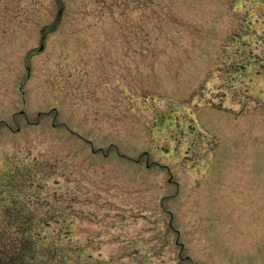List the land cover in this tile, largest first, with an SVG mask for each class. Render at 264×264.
Returning a JSON list of instances; mask_svg holds the SVG:
<instances>
[{
    "label": "rangeland",
    "instance_id": "1",
    "mask_svg": "<svg viewBox=\"0 0 264 264\" xmlns=\"http://www.w3.org/2000/svg\"><path fill=\"white\" fill-rule=\"evenodd\" d=\"M25 222L66 264H264V0H0Z\"/></svg>",
    "mask_w": 264,
    "mask_h": 264
},
{
    "label": "trees",
    "instance_id": "2",
    "mask_svg": "<svg viewBox=\"0 0 264 264\" xmlns=\"http://www.w3.org/2000/svg\"><path fill=\"white\" fill-rule=\"evenodd\" d=\"M26 224L17 225L15 240L12 237L1 240L4 244L0 245V264H66V254L43 246L39 237L27 235L31 227Z\"/></svg>",
    "mask_w": 264,
    "mask_h": 264
}]
</instances>
